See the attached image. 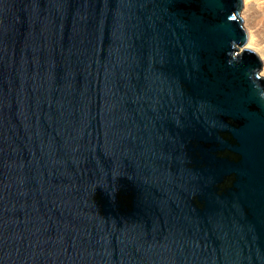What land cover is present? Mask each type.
<instances>
[{
	"label": "water",
	"instance_id": "obj_1",
	"mask_svg": "<svg viewBox=\"0 0 264 264\" xmlns=\"http://www.w3.org/2000/svg\"><path fill=\"white\" fill-rule=\"evenodd\" d=\"M241 9L0 0V264H264Z\"/></svg>",
	"mask_w": 264,
	"mask_h": 264
},
{
	"label": "rangeland",
	"instance_id": "obj_2",
	"mask_svg": "<svg viewBox=\"0 0 264 264\" xmlns=\"http://www.w3.org/2000/svg\"><path fill=\"white\" fill-rule=\"evenodd\" d=\"M244 1L245 0H241L242 9L239 12V16H240V18L242 17L241 18L242 25H243V27H244V29L246 31V34H247V30L246 29H248L249 27L253 28V29H250V30H255L256 31V33L258 34V38L261 39L262 44L264 45V41H263L264 40V0H250L249 3L252 4V8L253 9H252V13H251L252 15H251V17H249L250 19L247 22L248 24L246 23V19H245L247 17L245 16V14L243 15V13H242L243 10H244V8H243L244 7V3H245ZM244 16H245V18H244ZM247 40H248V38H247ZM246 46H247V42H246L245 47ZM257 57H258V55H257ZM261 63H262V68H261V71H260V76H261L262 71L264 69V63L263 62H261Z\"/></svg>",
	"mask_w": 264,
	"mask_h": 264
},
{
	"label": "bare ground",
	"instance_id": "obj_3",
	"mask_svg": "<svg viewBox=\"0 0 264 264\" xmlns=\"http://www.w3.org/2000/svg\"><path fill=\"white\" fill-rule=\"evenodd\" d=\"M244 2H245L244 7H243L244 10L242 13H243V15L245 14V16L247 17V18H245V16H244V18L246 19V23H247L248 20L250 19L249 17H251V15H252L251 13H252L253 8H252V4L249 3L250 0H245ZM250 29H253V28L249 27L248 29H246L248 40H247V46L245 48L250 49L251 51L253 50L252 52H254V54L256 53L258 55V57L260 58L261 62L264 63V45L262 44L261 39L258 38V34L256 33V31L250 30ZM261 77L264 78V69L262 71Z\"/></svg>",
	"mask_w": 264,
	"mask_h": 264
}]
</instances>
